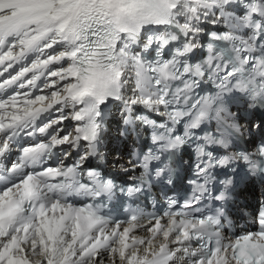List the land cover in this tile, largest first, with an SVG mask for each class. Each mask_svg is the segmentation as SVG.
Returning <instances> with one entry per match:
<instances>
[{
  "label": "snow or ice",
  "instance_id": "6c2138e0",
  "mask_svg": "<svg viewBox=\"0 0 264 264\" xmlns=\"http://www.w3.org/2000/svg\"><path fill=\"white\" fill-rule=\"evenodd\" d=\"M204 22L224 30L204 42ZM16 66L0 81V264H264V212L255 233L226 237L206 199L216 167L243 162L264 174V146L213 151L240 131L218 104L223 94L264 105V0H0V77ZM205 81L215 95H193ZM109 101L123 106L125 124L151 128L161 149L194 145L182 204L115 221L69 202L112 188L83 170Z\"/></svg>",
  "mask_w": 264,
  "mask_h": 264
},
{
  "label": "bare ground",
  "instance_id": "6f19581e",
  "mask_svg": "<svg viewBox=\"0 0 264 264\" xmlns=\"http://www.w3.org/2000/svg\"><path fill=\"white\" fill-rule=\"evenodd\" d=\"M71 123V121H67L66 122V124H70ZM105 142V141H104ZM243 193H245V195L244 196H248V197H250L251 195H252V193H253V189L251 188L250 190H244L243 191ZM246 202H247V200H246ZM248 207H249V204H248Z\"/></svg>",
  "mask_w": 264,
  "mask_h": 264
}]
</instances>
